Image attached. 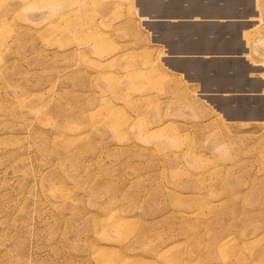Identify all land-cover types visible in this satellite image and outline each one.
I'll return each mask as SVG.
<instances>
[{
	"label": "rangeland",
	"instance_id": "obj_1",
	"mask_svg": "<svg viewBox=\"0 0 264 264\" xmlns=\"http://www.w3.org/2000/svg\"><path fill=\"white\" fill-rule=\"evenodd\" d=\"M164 8L0 0V264H264V0L236 98L170 96Z\"/></svg>",
	"mask_w": 264,
	"mask_h": 264
},
{
	"label": "crops",
	"instance_id": "obj_2",
	"mask_svg": "<svg viewBox=\"0 0 264 264\" xmlns=\"http://www.w3.org/2000/svg\"><path fill=\"white\" fill-rule=\"evenodd\" d=\"M162 1L163 10L142 11L141 24L162 51L159 66L173 83L164 87L179 90L170 96L236 98L260 90L244 37L256 15V0H230L226 13L206 9L210 4L195 11L183 0ZM212 1L217 6L220 0Z\"/></svg>",
	"mask_w": 264,
	"mask_h": 264
},
{
	"label": "bare ground",
	"instance_id": "obj_3",
	"mask_svg": "<svg viewBox=\"0 0 264 264\" xmlns=\"http://www.w3.org/2000/svg\"><path fill=\"white\" fill-rule=\"evenodd\" d=\"M215 72V71H214Z\"/></svg>",
	"mask_w": 264,
	"mask_h": 264
}]
</instances>
